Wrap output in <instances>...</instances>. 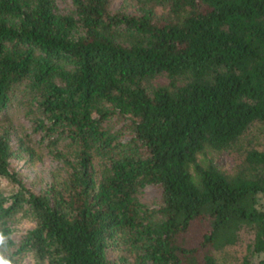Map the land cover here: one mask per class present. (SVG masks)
<instances>
[{"label": "trees", "instance_id": "1", "mask_svg": "<svg viewBox=\"0 0 264 264\" xmlns=\"http://www.w3.org/2000/svg\"><path fill=\"white\" fill-rule=\"evenodd\" d=\"M59 3L0 0V260L221 264L248 231L264 264V0ZM21 150L59 163L37 192Z\"/></svg>", "mask_w": 264, "mask_h": 264}, {"label": "rangeland", "instance_id": "2", "mask_svg": "<svg viewBox=\"0 0 264 264\" xmlns=\"http://www.w3.org/2000/svg\"><path fill=\"white\" fill-rule=\"evenodd\" d=\"M69 0H60V5L62 7L68 6ZM119 0H114V7L117 6ZM16 115L17 119L22 121L26 126V120L20 117L18 111L12 112ZM19 115V116H18ZM21 133V129L17 134ZM16 137V135H15ZM12 146L16 147L17 139H11ZM35 150L39 149L35 147ZM26 151H18L15 155L9 158V169L14 172V176L21 184L33 192L39 191L40 187L49 180L56 176L57 165L59 164L55 160L50 159V157L43 153L40 158H29ZM217 161L224 168H230L234 163V158L230 152H222ZM18 185V182L8 180L5 177L0 176V194L7 195L12 190H14ZM141 199L147 203H155L160 196V189L157 186H145L141 191ZM12 222V236L15 240L24 232L25 229L32 226V220L24 217L20 214V211H16L11 219ZM250 240V234L248 231L240 232V239L227 247L218 251V259L221 264H240L242 256L246 254L247 248L246 244ZM111 255L112 252H109ZM16 264H30L29 258L27 256L16 261Z\"/></svg>", "mask_w": 264, "mask_h": 264}, {"label": "clouds", "instance_id": "3", "mask_svg": "<svg viewBox=\"0 0 264 264\" xmlns=\"http://www.w3.org/2000/svg\"><path fill=\"white\" fill-rule=\"evenodd\" d=\"M0 264H7L6 261L0 260Z\"/></svg>", "mask_w": 264, "mask_h": 264}]
</instances>
